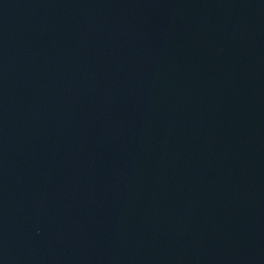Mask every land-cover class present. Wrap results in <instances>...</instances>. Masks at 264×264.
Here are the masks:
<instances>
[{
	"label": "water",
	"instance_id": "1",
	"mask_svg": "<svg viewBox=\"0 0 264 264\" xmlns=\"http://www.w3.org/2000/svg\"><path fill=\"white\" fill-rule=\"evenodd\" d=\"M0 264H264V0H0Z\"/></svg>",
	"mask_w": 264,
	"mask_h": 264
}]
</instances>
